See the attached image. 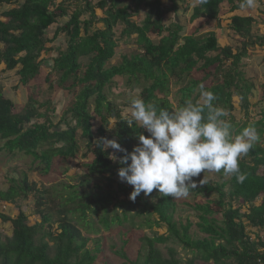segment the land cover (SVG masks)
Segmentation results:
<instances>
[{
    "label": "trees",
    "instance_id": "16d2710c",
    "mask_svg": "<svg viewBox=\"0 0 264 264\" xmlns=\"http://www.w3.org/2000/svg\"><path fill=\"white\" fill-rule=\"evenodd\" d=\"M225 4H229L231 10L238 6L234 0L195 4L189 22L200 19L218 23ZM0 5L7 6L0 13L1 71H14L22 87L40 74L42 63L50 60V71L58 75L56 86L68 91L77 88L71 105L64 112L63 127H59L48 115L49 101L37 102L28 95L23 109L17 111L0 86L3 148L11 155L17 152L31 156L44 164L40 170L47 173L54 157L75 158L78 153L76 131L80 130L86 143L83 157L91 155L83 164L85 174L80 184L89 186L90 177L105 181L102 193L92 192V188H75L65 197L61 196L59 216L53 220L46 204L47 188L30 182L25 171L20 172L19 178H10L9 185L0 189V223L11 227L9 233H0V264H95L96 255L86 248L88 238L74 221H85L89 214L99 211L106 214L110 205L114 216L110 220L107 216L100 218L105 228L127 217L147 214L146 227L166 229L165 233L155 232L142 238L144 252L136 260L122 254L126 264H195L196 261L264 264V238L253 240L248 232L249 228L264 231V98L255 101L260 110L259 118L250 120L249 110L251 98L262 94L264 83L257 88L258 77L247 62H242L251 55L248 51L254 46H264V37L253 31L251 17L232 16L229 27L235 38L231 44L221 46L214 31L184 34L178 22H164L170 12L189 11V0H61L58 3L54 0H0ZM141 7L145 8V16L137 23L133 14ZM95 9L101 10L102 16L98 17ZM96 23L101 26L95 27ZM117 25L122 26L121 36L135 35L140 52L124 55L118 64L106 66L115 54ZM51 27L54 30L48 38ZM61 34L65 36V48L53 55L54 48L49 44ZM150 35L159 38L155 42ZM193 72L201 76L194 78ZM116 77H125L128 84L140 83V79L147 82L142 84L139 95L146 103L169 110H173L169 100L170 78L180 85L177 108L187 100L197 102L200 85H203L217 96L214 104L229 113L227 119L234 126L233 134L248 125L256 127L261 139L239 162L241 172L247 177L243 183H237L235 176L218 173L219 181H209L191 190L196 195L215 196L194 206L198 218L195 226L202 236L191 233L190 221L182 223L174 219L176 203L170 196L154 190L147 196L141 193L135 201L128 199L132 186L118 178L117 169L121 165L109 156L114 149L99 146L103 139H115L122 148L131 151L139 143V134L149 135L143 128H130L124 121L126 116L108 99L105 88ZM234 97L238 98L239 110L234 107ZM41 107L45 110L41 111ZM38 119L43 121L37 122ZM110 120L115 124L111 128ZM121 155L123 153L116 151L117 157ZM29 194L36 199L33 214L39 216L38 222L29 224L28 216L21 210L11 217L2 209V203L26 199ZM120 195L124 198L119 199ZM150 215L156 218L150 220ZM52 223H56L55 230H51ZM166 243L180 246L191 257L182 262L171 246L166 248L165 255L157 245Z\"/></svg>",
    "mask_w": 264,
    "mask_h": 264
},
{
    "label": "rangeland",
    "instance_id": "374dc122",
    "mask_svg": "<svg viewBox=\"0 0 264 264\" xmlns=\"http://www.w3.org/2000/svg\"><path fill=\"white\" fill-rule=\"evenodd\" d=\"M61 0H54L55 3H58ZM97 2V0H92ZM190 6L189 11L182 12L179 10L177 13L170 12L165 15L164 22L175 21L183 26L184 34H190L195 31L197 33H203L208 31H215L217 34L218 43L221 45H226L231 40L229 31L223 32L218 29L217 23L215 21H203L195 20L194 22H189V14L192 9V6L197 4L196 0H189ZM72 3L68 2V4ZM166 3V2H164ZM7 8V6L0 5V13L2 10ZM72 8H70L71 10ZM95 13L98 17L102 16V12L99 9H95ZM145 16V8L141 7L137 13L133 14V20L140 23ZM62 19H60V22ZM95 27L101 26V24L96 23ZM226 28V27H225ZM122 29L121 25L115 27V40L116 48L114 56L107 62L106 66L118 64L121 61V57L126 55L129 56L133 53L140 52L138 44L135 41V35L131 36H121L120 31ZM54 27H51L47 33V37L51 38ZM150 38L153 41L158 40V36L150 35ZM53 46L54 51L52 52L55 55L59 50L65 48V36L63 34L59 35L52 43L49 44ZM44 56V55H43ZM250 57V56H249ZM245 60V59H244ZM242 62H246L245 61ZM263 61V58H262ZM257 62L253 66L254 74L258 75V78L261 81H264V77L260 74L262 68L260 65L264 62ZM251 64L252 60L247 61ZM258 65V66H257ZM3 66L0 67V86L3 89V92L6 96L10 97L15 104V110L20 111L23 109L24 104L27 100L28 95H32L37 102L49 101V111L48 115L53 124H59V127H63L62 118L64 116L65 110L71 105L76 90H64L56 86L58 75L55 72H51V61H45L42 63L40 74L28 82L26 86H20L18 83V77L14 71L3 72L1 71ZM50 72V73H49ZM259 73V74H258ZM192 76L194 78H199L201 75L199 73L193 72ZM139 82L132 81L130 84L127 83L125 77H116L108 86L105 88V93L109 100H111L116 107L121 110L123 116L129 115V104L130 99L139 95L142 84H147L140 79ZM52 87H49V85ZM180 85L175 83L174 78H170L169 84V100L172 104L173 111L177 109V99L178 88ZM140 96V95H139ZM257 97L253 96L251 98L252 105L249 108L250 110V120L259 118L260 110L258 106H255V101ZM90 111H92V102H90ZM234 107L236 110H239V101L237 97L233 98ZM41 111L45 110V107L40 108ZM237 117L240 115L236 112ZM67 120L68 117H65ZM42 119H38L37 122H42ZM109 127L114 123L113 120L109 121ZM74 124V122H72ZM97 125V122H96ZM76 140L78 144V153L73 159H65L61 157H54L50 164V169L47 173H43L40 168L44 166L39 161H34L31 156H26L22 153H15L11 155L3 148V141L0 140V189H5L9 185V179L16 177L19 178L20 172H27L28 180L30 182H35L39 188H47L48 193L46 194L47 198V208H50V211L53 214V220L59 216L57 210L60 209L61 196L65 197L69 191L78 188V189H90L92 192L102 193L105 188V181L98 177H90L89 186H81V182L84 179L85 169L84 162L90 160L91 155L87 154L85 158L83 154L86 152L85 139L80 135V130L76 131ZM43 146L42 148H44ZM111 153L116 155L115 150H111ZM36 167L37 170H33ZM203 174L194 179L197 181L198 187L199 180L202 178ZM205 176L208 178V181L216 182L219 181V177L213 173H205ZM73 186V187H72ZM102 187V188H100ZM124 196L120 195L119 199H123ZM214 195H196L194 192H190L188 198L185 199H175L176 210L174 213V219L178 222L185 223L186 220L192 223L191 233L194 236L200 237L202 234L197 231L195 223L198 221L197 212L194 209L195 204H204L212 199ZM129 199V196H128ZM35 196L29 194L26 199L17 198L13 203H2L1 207L4 211L8 213L11 217L16 216L19 210L23 211L28 216L29 224L38 222L39 216L33 214ZM235 206L236 203H233ZM112 205L109 206V210L106 214L102 211H99L97 214H89L87 219V224L85 221H80L75 219L74 223L80 229L82 235L88 238L86 248L92 251L96 255L95 264H126L125 259H123L122 254H124L129 260H136L141 257L143 249V240L144 236H152L155 232L159 234L165 233L166 229L164 227L148 228L145 226V221L147 219V214L134 215L132 217H127L126 220H123L121 223L114 222L110 224L108 228H105L100 222L102 216H107L110 220L114 213L110 211ZM134 211H131L133 214ZM120 214V211H117ZM150 220L156 218L155 215L149 216ZM10 224L0 223V233L5 235L10 232ZM56 223L51 224V230H55ZM249 235L253 240L257 238H264V231L257 228H249ZM173 247L176 250V257L182 259V262H185L188 258L191 257V254L185 250H182L180 246L175 245L174 243L158 244L162 252L166 255L167 247ZM195 264H206L204 262L196 261Z\"/></svg>",
    "mask_w": 264,
    "mask_h": 264
},
{
    "label": "clouds",
    "instance_id": "9594fccd",
    "mask_svg": "<svg viewBox=\"0 0 264 264\" xmlns=\"http://www.w3.org/2000/svg\"><path fill=\"white\" fill-rule=\"evenodd\" d=\"M196 2L202 5L207 0ZM240 7L256 8L257 0H241ZM216 100L217 96L203 85L197 102L187 100L174 111L146 103L139 95L130 99L129 115L124 121L130 128L145 129L149 135L139 134V143L131 151L115 139H103L99 145L123 153L120 157L113 153L109 156L121 165L117 169L121 182L132 186L129 199L135 201L141 193L147 196L154 190L172 199L188 198L198 187L194 178L201 173L199 185L209 182L205 173L235 176L237 183L246 180L239 162L261 137L253 125L233 134L229 113L217 107Z\"/></svg>",
    "mask_w": 264,
    "mask_h": 264
},
{
    "label": "crops",
    "instance_id": "0c3cea01",
    "mask_svg": "<svg viewBox=\"0 0 264 264\" xmlns=\"http://www.w3.org/2000/svg\"><path fill=\"white\" fill-rule=\"evenodd\" d=\"M234 3L238 5L237 8L234 10H231L229 8V4L223 5V7L220 11V14H219V19H218L219 22L218 23L215 22V23H217L218 29L222 30L224 33L230 30L229 35L231 36V40L227 44H231L233 42V39L235 38L234 31L231 30L229 27L230 18L234 15L251 17L253 19V22H252L253 31L255 32V34L264 37V0H257V7L252 8V9L241 8L240 7L241 0H234ZM215 33H218V32H215ZM221 46H223V45H221ZM248 53H251V55H250V57L247 58L246 62L250 61V60L253 61L252 64L250 62H247V63L249 64L248 65L249 69L254 71L253 66L255 65V63L260 62V60H262V58L264 56V46H257L256 45V46H254V48L252 50H249ZM263 62H264V60H263ZM260 68H262V69L258 70V71H260V74H262V76L264 77V64H262V66L260 65ZM256 76L258 77L257 72H256ZM257 82H258L256 84L257 88L260 84L264 83V81L260 82L259 78L257 79ZM257 98H264V90L262 91V94L257 95Z\"/></svg>",
    "mask_w": 264,
    "mask_h": 264
}]
</instances>
